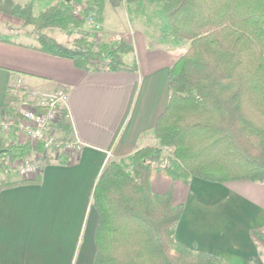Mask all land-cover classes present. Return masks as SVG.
<instances>
[{"label":"trees","instance_id":"1","mask_svg":"<svg viewBox=\"0 0 264 264\" xmlns=\"http://www.w3.org/2000/svg\"><path fill=\"white\" fill-rule=\"evenodd\" d=\"M104 4L60 0L33 17L31 3L22 9L0 0V11L33 27L39 51L70 60L76 69L134 73L135 64L124 61L133 52L128 43L84 37L65 47L40 33L58 29L70 35L85 27L89 13L102 22ZM73 5L82 6L81 18L73 16ZM133 5L128 17L145 19L141 26L148 42L153 39L166 50L184 48V53L168 70L167 104L152 130L157 144L125 160L107 161L98 174L90 199L97 213L93 264H227L176 241L184 205H175L170 193H154L150 178L158 173L184 185L191 179L264 183V0H138ZM0 41L8 42L1 36ZM60 115L58 129L66 139L71 135L66 110ZM0 150V158L18 159L31 148L0 143ZM41 151L38 145L35 152ZM57 162L66 164V154ZM13 185L0 183V190ZM249 235L264 248V228Z\"/></svg>","mask_w":264,"mask_h":264},{"label":"crops","instance_id":"2","mask_svg":"<svg viewBox=\"0 0 264 264\" xmlns=\"http://www.w3.org/2000/svg\"><path fill=\"white\" fill-rule=\"evenodd\" d=\"M11 1L31 3L37 17L60 0ZM137 1L105 0L101 22L107 39L127 38L133 52L124 61L135 64L134 73L76 69L70 60L39 51L32 27H22L16 17L11 32L0 28L8 41H0V109L12 106L16 80L24 91L63 90L70 137L81 147L66 155V164H45L37 183L0 190V264H93L97 213L90 199L98 174L107 161L130 156L152 135L168 100L169 67L184 52L148 48L143 32L130 28L125 11ZM22 37L32 42L17 40ZM150 187L184 205L175 231L178 243L227 264H264L249 235L251 229L264 228V183L191 179L184 185L153 173Z\"/></svg>","mask_w":264,"mask_h":264},{"label":"built area","instance_id":"3","mask_svg":"<svg viewBox=\"0 0 264 264\" xmlns=\"http://www.w3.org/2000/svg\"><path fill=\"white\" fill-rule=\"evenodd\" d=\"M81 12V6L73 5V16L79 19ZM85 25L94 35L101 34L102 23L93 13L86 16ZM11 91L12 107L0 109V138L12 133V137L19 143L20 139L28 141L32 153L35 151L34 148L41 146V157L36 154L33 162L22 163L19 167L17 161L12 162L10 168L12 173L18 174L25 182L37 180L45 165L46 156H51L50 162H57L61 153L71 155L81 150L80 144L71 137L59 139L57 136L60 132L58 125L62 120L60 110H66L68 94L63 90L50 94H40L34 90L24 91L20 87V80H16ZM11 108L12 114L8 116L6 110ZM16 144L19 145L17 142ZM52 149H56L53 155L50 153Z\"/></svg>","mask_w":264,"mask_h":264},{"label":"rangeland","instance_id":"4","mask_svg":"<svg viewBox=\"0 0 264 264\" xmlns=\"http://www.w3.org/2000/svg\"><path fill=\"white\" fill-rule=\"evenodd\" d=\"M5 1V0H3ZM11 1V0H10ZM12 2V1H11ZM14 5H16L15 3H13ZM134 4V3H133ZM133 4L131 5H128L126 6L125 8V11L128 15V11L131 10L132 8H134ZM19 6V5H17ZM27 6V4L25 5H20V7L23 9ZM81 6V5H79ZM82 7V6H81ZM12 17H15V16H12L6 12H2L0 11V28H7L9 30V32H11L12 30ZM10 18V19H8ZM17 18V17H16ZM129 18V17H128ZM19 19V18H18ZM21 20V19H20ZM145 19L142 18L141 16H138V17H133L132 20L130 21L129 19V23H130V28L132 29H136V30H139V31H142L144 30V28L141 26V23L144 21ZM20 23L22 24V27H32V26H25L23 21L21 20ZM32 33L33 34V38L36 39L37 38V33L34 32V29L32 27ZM45 31V30H43ZM43 31H41L40 33L48 38H51L53 39L55 42L65 46V47H72L73 44H74V40L78 39V38H88L89 40L91 41H95L97 43H106V44H111V43H118V40H122L123 38H120V36H111V38H106L103 36V28H102V31L100 32L101 34H99L98 36L97 35H94L88 28L87 25H85L84 28L80 29V30H77V31H74L72 34H65L63 31L61 30H58V29H47V31L45 33H43ZM46 34V35H45ZM14 37L12 35L9 36L8 39L12 40ZM117 38H119L117 40ZM154 38V37H153ZM22 40V41H25V37L23 38H17V40ZM29 40L26 39V41L30 42L32 39L31 38H28ZM125 40H123L125 43H128L127 41V38L125 37L124 38ZM32 42V41H31ZM147 42V45H151L152 43V48L153 49H162V48H157L154 44H153V39L150 40V42ZM148 45V46H149ZM184 50V48H179V49H176V51L178 52H182ZM184 53V52H183ZM12 107V106H11ZM12 114V108L10 109V112L7 113V115H11ZM16 142L19 144V145H23V144H28L31 148V144L28 142V141H24V140H21L20 139V142L18 140H14L12 138V133H9L8 136H5V137H1L0 138V143L3 144V146H9V145H12L13 144H16ZM156 141L153 139V135H150V137H147L145 138L144 140V143L142 147H146V146H154L156 145ZM141 147V148H142ZM35 150V148H34ZM35 152V151H34ZM32 153L31 150L28 154L24 155L23 157L21 158H18V159H12V157L10 155H6V156H3L2 158H0V183H4V184H18L20 182H24L18 174H15V173H12L10 171V168L12 167V162H15L17 161V166L19 167L20 164L22 163H26V162H33L34 159H35V155L38 153ZM4 154V153H3ZM168 152H164L162 154V156L164 158H166L168 156ZM36 155V156H37ZM53 155V154H52ZM59 155V154H58ZM39 157H41V154H39ZM51 157V156H49ZM127 158V157H126ZM126 158L124 159H120V160H111V161H116V162H119V161H122V160H125ZM48 160H47V156L45 157V161L44 163L47 164ZM16 180V181H14ZM235 182H238V181H235ZM235 182H231V183H235ZM231 183H227V184H231ZM258 250L260 251V254H262L264 256V248L258 246L257 247Z\"/></svg>","mask_w":264,"mask_h":264},{"label":"water","instance_id":"5","mask_svg":"<svg viewBox=\"0 0 264 264\" xmlns=\"http://www.w3.org/2000/svg\"><path fill=\"white\" fill-rule=\"evenodd\" d=\"M63 1H65V2H70V0H63ZM4 153V150H0V155H2Z\"/></svg>","mask_w":264,"mask_h":264}]
</instances>
